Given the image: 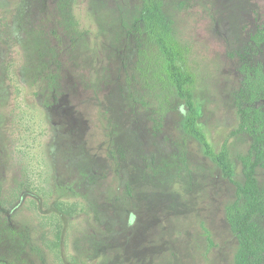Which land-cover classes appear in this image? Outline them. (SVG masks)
Here are the masks:
<instances>
[{"label": "rangeland", "instance_id": "obj_1", "mask_svg": "<svg viewBox=\"0 0 264 264\" xmlns=\"http://www.w3.org/2000/svg\"><path fill=\"white\" fill-rule=\"evenodd\" d=\"M161 1L188 47L198 126L215 151L227 141L236 164L248 139L230 136L233 101L241 66H264V43L251 41L264 1ZM140 7L0 0V262L234 264L235 188L185 135L183 102L137 57Z\"/></svg>", "mask_w": 264, "mask_h": 264}, {"label": "trees", "instance_id": "obj_2", "mask_svg": "<svg viewBox=\"0 0 264 264\" xmlns=\"http://www.w3.org/2000/svg\"><path fill=\"white\" fill-rule=\"evenodd\" d=\"M133 27L138 42L137 57L142 59V66H146V73L153 81L161 83L164 90L174 92L184 104L185 135L200 144L204 157L235 188L234 199L226 208V221L237 242L233 263L264 264V184L257 178L258 172L264 170V66L243 64L240 68L242 79L233 101L237 127L230 136H246L248 149L236 158L237 170L228 142L215 151L198 126L199 113L191 92L194 77L186 68L188 47L176 39L173 23L165 15L162 1L141 0ZM116 37L121 38L120 34ZM251 41L256 47L264 43V24L252 35ZM140 71L143 72L142 68ZM237 172L240 180L235 179ZM67 209L68 213H73V205Z\"/></svg>", "mask_w": 264, "mask_h": 264}, {"label": "flooded vegetation", "instance_id": "obj_3", "mask_svg": "<svg viewBox=\"0 0 264 264\" xmlns=\"http://www.w3.org/2000/svg\"><path fill=\"white\" fill-rule=\"evenodd\" d=\"M66 22H67V20H64V23H66ZM5 218L9 221L11 217H9V219H8L7 217H5ZM227 224H228V223H227ZM228 226H229V225H228ZM229 230H230V229H229ZM32 242H33V243L35 242L34 239L32 240ZM39 242H40V241H39ZM39 242H38V244H40ZM39 248H40V247H39ZM40 249H41V248H40ZM0 264H8V263H2V262H0Z\"/></svg>", "mask_w": 264, "mask_h": 264}]
</instances>
